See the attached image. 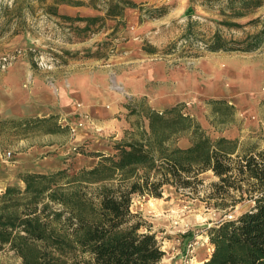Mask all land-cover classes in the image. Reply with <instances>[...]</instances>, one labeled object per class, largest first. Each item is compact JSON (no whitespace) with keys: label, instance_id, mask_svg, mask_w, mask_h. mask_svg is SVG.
Listing matches in <instances>:
<instances>
[{"label":"trees","instance_id":"1","mask_svg":"<svg viewBox=\"0 0 264 264\" xmlns=\"http://www.w3.org/2000/svg\"><path fill=\"white\" fill-rule=\"evenodd\" d=\"M86 1L53 0L50 9L56 15L57 6L82 7L90 4ZM196 1L189 0L188 18L194 12L190 3ZM262 3L202 0L201 5L216 7L221 17L213 21L216 28L238 30L260 25L258 31L244 33L241 38H226L216 29L203 37V50L251 53L261 48L264 16L245 25L237 21L253 14ZM104 5L102 16H58L70 24L74 39L68 43L88 41L99 30L98 22L111 21L115 24L111 29L123 28L124 10L137 8L130 0H106ZM163 9L150 10L147 18L165 15ZM74 23L82 26H72ZM194 25L188 23L183 39H189ZM86 54L89 49L83 57ZM54 120L23 119L16 123L23 128L32 124L45 127ZM146 120L147 129L138 140L112 144V154L91 153L97 162L90 169L18 173L22 187L7 186L0 193V252H12L20 264H159L164 257L161 244L150 226L131 212L133 196L159 199L166 186L196 192V187L203 185L199 177L210 172L216 181L206 192L209 207L224 211L244 202L251 205L233 219L203 228L212 247L209 260L203 264H264V146L240 153L236 140L211 139L179 105L163 112L150 110ZM46 129L47 134L60 131L57 124ZM186 135L189 144L180 147L178 143ZM75 151L83 153L79 147Z\"/></svg>","mask_w":264,"mask_h":264},{"label":"rangeland","instance_id":"2","mask_svg":"<svg viewBox=\"0 0 264 264\" xmlns=\"http://www.w3.org/2000/svg\"><path fill=\"white\" fill-rule=\"evenodd\" d=\"M105 1L88 0L86 2L90 4L82 7L60 5L56 7V15H54L51 11L53 9H50L53 7V0H0V63H3V66L0 64V73L12 68L13 62L17 63L21 60L28 61L33 69L42 70L95 62L96 64L92 63V68L100 66L102 69L111 70L107 77L109 90L123 99L126 112V127L123 133L117 139L94 137L91 140L74 141V149H71L70 155L67 156L66 167L69 172L76 173L80 169L92 168L97 159L92 157L91 153L112 154V144L138 140L140 134L147 129L146 115L151 110L147 103L148 99L141 95L142 92L132 99H127L114 77L115 69L124 58L128 56L134 58L131 53H127L128 50L137 56L148 55L155 62L170 61L172 74L178 65L186 68V71L191 70L192 72H188L190 77L202 71L205 79L196 77V88L202 91H197V97L202 98L196 97L191 100L190 98L193 97L188 94L186 103H177L171 99L173 104L171 105H179L183 113L191 115L211 139H218L224 134L236 140L240 153L250 149H261L264 146V44L251 53H211L203 50V37L209 36L216 29H219L226 38H241L244 33L258 31L260 25L245 26L238 30L216 28L213 21L221 20V17L217 15L216 7L201 5L202 0L190 3L194 9L191 18L185 15L189 0H130L137 5V8L124 10L123 28L120 26L111 29L115 25L111 21L98 22L96 28L99 30L94 32L88 41L68 43V40L74 39L70 33V24L58 16L70 18L102 16L100 11L105 9ZM262 2V6L253 14L237 22L245 25L251 19L262 18L264 0ZM154 8H164L167 13L159 18H147V12ZM189 22L195 25L192 27L189 39L185 40L183 36ZM74 25L82 26L80 23H74L72 26ZM98 45H100L98 54H94ZM85 49H89V55L91 54L92 57L88 54L86 58L83 57ZM150 50L155 51L151 53ZM214 54L235 56L228 57L232 61L224 62L225 65L231 66V70L225 72V67L222 72L226 80H221L222 89L219 86L215 89H219L217 98H214L216 93L212 92L213 87L209 88L206 84V77L210 76L207 70L208 62L210 55ZM155 77L157 81L152 89L157 93L159 88V91H163L165 84L162 85L161 77L157 72ZM174 81L172 89L175 87ZM155 93L154 95L157 96L158 94ZM54 119V122H48L45 127L32 124L29 128H23L17 125L18 123L5 125V128L2 126L1 134L7 133V129L11 130L2 140L6 147L4 149L19 151L18 140L11 136L12 133L19 132L31 136L27 141L28 145L37 143L35 137L38 138L40 135L53 136L51 141L44 140L41 144L52 143L61 147L70 143L74 138V129L79 128L78 124L69 122L76 126L67 125L59 116ZM54 124L59 126V133H45L46 128L53 127ZM185 137L179 141L180 147L189 144L188 136ZM76 147L81 148L83 153L75 151ZM49 173L51 172L45 174ZM199 178L202 179L203 185L197 186L196 192L166 186L159 199L135 195L130 210L150 228L157 226L156 231L151 229L156 236L158 232L163 231L165 236L180 235L181 233L174 232L186 233L194 228L197 230L196 234H200L199 240L203 242L202 237L205 236L203 228L208 224L211 227L221 220L237 217L247 210L251 203L244 202L234 210H215L209 207L205 200H207L208 185L215 182L216 178L210 172L202 174ZM165 236L162 235L158 239L161 247ZM0 264H20V260L12 252L5 250L0 252Z\"/></svg>","mask_w":264,"mask_h":264},{"label":"crops","instance_id":"3","mask_svg":"<svg viewBox=\"0 0 264 264\" xmlns=\"http://www.w3.org/2000/svg\"><path fill=\"white\" fill-rule=\"evenodd\" d=\"M127 53H131L134 58L129 56L124 58L114 71L116 83L122 87L127 99H132L142 92L141 95L148 99L147 103L152 111L163 112L175 106H172L171 99L177 103H186L188 94L193 97L190 99L194 100L197 91L202 92L196 88V77L204 78L202 71L190 77L188 72L192 71H186V68L178 65L172 74L170 61L155 62L148 55L137 56L129 50ZM210 57L207 67L210 76L206 77V84L209 88L213 87L212 92L216 93L214 98H217L219 89H215L218 86L222 89L221 80H226L222 72L225 67V72L231 70V66L229 64L226 66L224 62L232 61L228 57L235 56L214 54ZM92 63L96 64L83 62L79 63V66L42 70L33 69L28 61L21 60L13 62L12 68L0 73V130L2 126L5 128V125L14 124L11 121L16 123L23 119H47L56 116H59L61 121H66L67 125L76 126L69 123L73 122L79 127H74V138L71 142L61 147L52 143L41 144L44 140L51 141L53 139L51 135L35 137L37 143L28 145L27 141L31 136L20 132L12 133L11 136L18 140L19 144V151L12 150L13 152L4 149L6 147L2 143L11 130L7 129L5 134L0 133V193L7 186L22 187V183L17 179L20 172L45 174L65 168L67 156L70 155L71 149H74V141L91 140L94 137L117 139L123 133L126 127L125 106L123 99L109 90L107 77L111 70L102 69L100 66L92 68ZM156 72L161 77L162 85L165 84L163 91H159V88L157 93L152 89L157 81ZM173 81L175 87L172 89ZM222 135L221 137L231 139ZM209 226L210 224L206 228ZM156 227L152 226L151 229L156 231ZM193 231L194 228L186 233L177 231L174 233L181 234L171 236H165L164 231L158 232L157 239L165 236L161 247L164 257L159 264H182L180 254L184 251ZM202 238L206 243L196 250V264L207 262L212 253L208 238L205 236Z\"/></svg>","mask_w":264,"mask_h":264},{"label":"built area","instance_id":"4","mask_svg":"<svg viewBox=\"0 0 264 264\" xmlns=\"http://www.w3.org/2000/svg\"><path fill=\"white\" fill-rule=\"evenodd\" d=\"M3 66V63H0ZM197 230L193 231L192 240L188 241L185 245L184 251L180 254L181 263L182 264H196L195 263V251L198 247L203 246L206 242H202L199 240L198 236L200 234H196Z\"/></svg>","mask_w":264,"mask_h":264}]
</instances>
